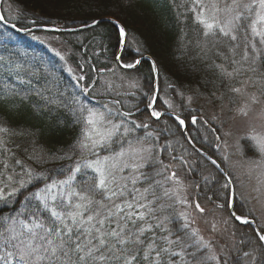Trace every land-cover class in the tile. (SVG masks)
<instances>
[{"label":"snow or ice","instance_id":"snow-or-ice-1","mask_svg":"<svg viewBox=\"0 0 264 264\" xmlns=\"http://www.w3.org/2000/svg\"><path fill=\"white\" fill-rule=\"evenodd\" d=\"M187 10L201 26L204 40L211 38L216 55L224 61L214 62L221 81L229 85L231 93L243 98L237 114L248 117L252 106L261 104L264 97V0H189ZM4 20L0 14V21ZM99 23L92 21L93 25ZM125 36V28L119 26L118 40L122 42ZM121 59L116 57L117 61ZM140 63L134 58L122 67L131 69ZM152 67L155 71V62ZM247 73L253 75L243 78ZM77 79L82 81L85 76ZM233 80L239 86L232 85ZM250 86L258 87L259 93H249ZM83 91L87 92V87ZM154 104L155 97L148 107L153 109L151 116L159 120L163 113L156 111ZM103 109L83 105L73 109L76 122L81 124L80 136L69 152L53 154V158L66 160L77 155L66 173L62 171L63 179L36 172L14 156L8 157L11 150L4 135L11 130L0 126V204L18 205L14 214L0 216V264H228L213 242L193 226L195 220L188 209L194 207L200 214L206 210L199 200L189 201L177 171L170 170L171 164L161 159L170 144L158 147L159 136L153 132L135 135L137 129L149 125L131 120L130 111L114 110L108 104ZM176 119L180 125L185 124L179 116ZM196 122L193 117L192 123ZM235 150L241 156L249 151L256 156L248 159L247 174L251 177L258 173V186L253 191L261 192L264 124L257 127L249 123L248 130L236 141ZM9 159L20 166L19 172ZM209 160L226 177L221 186L225 199L216 208L227 210L229 218L241 224L255 223L243 212L242 205H236L232 174L223 167L229 157L222 155L223 163L211 157ZM30 185L34 190L25 192ZM18 196L22 199L17 200ZM239 199H246L243 193ZM212 230H217L216 224ZM252 231L255 247L243 251L233 264H241V259L243 264H264V226ZM240 243L248 241L242 239Z\"/></svg>","mask_w":264,"mask_h":264},{"label":"trees","instance_id":"trees-1","mask_svg":"<svg viewBox=\"0 0 264 264\" xmlns=\"http://www.w3.org/2000/svg\"><path fill=\"white\" fill-rule=\"evenodd\" d=\"M188 6L189 0H2L0 12L4 22L21 30L41 25L71 28L109 18L118 21L126 31L121 47L118 29L109 21L75 32L25 33L0 22V57H3L0 60V126L11 130L4 135L11 150L8 157L14 156L36 172L63 179L62 171L66 173L77 155L66 160L53 158V154L69 152L80 136L81 124L76 122L73 109L83 105L104 110L103 105L108 104L114 110L130 111L131 120L149 125L147 129H137L135 135L153 132L159 136L158 147L170 144L161 159L175 166L193 184L186 188L190 202L207 201L208 196L224 202L226 193L221 191V186L225 179L215 166L187 142L175 118L164 114L159 120L154 119L148 107L154 74L145 56L155 62L157 69L158 96L154 109L181 117L196 149L220 161L215 134L218 128L208 127L205 123L210 122L203 121L202 117L192 123L194 115L203 109L194 103L199 104L203 97L212 103H232L236 95L218 76L214 62L224 61L216 55L211 38L204 40L202 28L194 22ZM117 56L122 59L117 61ZM134 58H141V63L131 69L122 67ZM81 75L85 76L82 81L77 79ZM251 75L247 73L243 78ZM230 83L239 86L236 80ZM84 87L87 92L83 91ZM163 98L169 100L171 107ZM114 100L121 103L113 104ZM251 153L247 152L246 156H253ZM39 155L45 158L37 160ZM172 156L177 160H172ZM9 163L14 165V160L9 159ZM14 166L17 172L21 170L19 165ZM30 190H34L31 185L25 192ZM236 205L238 208L242 205L243 212L260 227L245 200L237 199ZM17 207V204H0V216L14 214L13 209ZM224 212L229 216L227 210ZM230 221V247L227 254L223 253V259L233 264L243 251L255 247L252 243L255 235L251 225ZM193 226L197 227L195 223ZM242 239L248 243L241 244Z\"/></svg>","mask_w":264,"mask_h":264},{"label":"rangeland","instance_id":"rangeland-1","mask_svg":"<svg viewBox=\"0 0 264 264\" xmlns=\"http://www.w3.org/2000/svg\"><path fill=\"white\" fill-rule=\"evenodd\" d=\"M157 85V82H156ZM248 92H257L256 88L249 87ZM149 99L152 101L153 93L151 92ZM262 103L258 105H253L252 110L249 112L248 117H243L237 114V109L241 106L243 102V98L236 96L235 104L234 100L232 103L230 102H222V103H212L209 98L203 97V100L195 102L194 105L203 106V109L199 110L195 117H202L203 121H208L209 127L216 126L218 131H215L216 136H219L220 139L218 142V154L227 155L229 157V162L224 163V166L228 172L232 174V179L234 181L236 195L239 199L241 194L243 193L245 200L252 212L255 215L256 222H258L259 226H264V188H262L261 192H255L253 189L257 187L256 175L258 173H253L251 177L247 174V162L248 157H252L251 159H256V156L251 153L253 156H241L235 150L236 141L244 135V133L248 130L249 123L255 124L257 127L264 124V97L261 98ZM164 103L167 106L171 105L167 98H163ZM171 107V106H169ZM158 111V110H156ZM215 117L216 119H213ZM212 129V128H211ZM231 132L232 135L225 136V132ZM171 170H176L177 175L182 179L186 188L192 187V183H189L186 177L182 174L180 170H178L175 166L172 167ZM191 189V194H192ZM241 200V199H240ZM242 200V201H243ZM219 203V202H217ZM201 206L205 208V213L200 214L197 212L194 207L189 208L188 211L193 216L195 220V225L202 231V235L206 239H209L215 245L216 251L222 257L223 253L227 254V251L230 247L229 245V237L232 235V226L229 216L224 212V210L217 209L216 204H212L210 201H201ZM178 209L181 206H177ZM227 220V223L224 221ZM216 224V231L212 230V225Z\"/></svg>","mask_w":264,"mask_h":264},{"label":"water","instance_id":"water-1","mask_svg":"<svg viewBox=\"0 0 264 264\" xmlns=\"http://www.w3.org/2000/svg\"><path fill=\"white\" fill-rule=\"evenodd\" d=\"M0 3H1V0H0ZM0 14H1V12H0ZM98 21H100V22H103V21H109V22H112L116 27H117V29H119V26H121L119 23L117 24V23H114V21L115 20H113V19H109V18H101V19H99ZM0 22H2V23H4L5 25H7L8 27H10V28H12L13 30H15L16 32H18V33H25V32H28V31H35V30H46V31H52V32H75V31H80V30H82V29H86V28H89V27H93V26H95V25H93L92 24V22H90V23H87V24H85V25H82V26H78V27H71V28H60V27H57V26H51V25H41V26H35V27H32V28H30V29H26V30H21V29H18L17 27H13V25L12 24H9V23H5L4 21H0ZM57 29H59V30H57ZM125 39H126V36L124 37V38H122V43H121V47H123V45H124V43H125ZM120 53V51L117 53V55ZM144 58H146L147 60H149L150 61V63H151V66H153V60L149 57V56H145ZM138 59H141V58H138ZM153 68V67H152ZM153 74H154V89H153V97H155V102H156V99H157V96H158V89H157V87H156V83H155V81H156V78H157V70H153ZM152 111V108H149V112H151ZM166 115H169V116H171V117H173V118H175L176 119V116H178V115H176L175 113H173V112H164ZM154 119H156L155 117H153ZM181 118V117H180ZM182 119V118H181ZM177 120V119H176ZM178 121V120H177ZM179 122V121H178ZM185 130H186V124H184V125H182V132H183V135H184V137H185V139L187 140V142L189 143V144H191L192 146H193V144H192V142L187 138V135H186V132H185ZM194 147V146H193ZM195 148V147H194ZM199 152V151H198ZM203 157H205V158H207L208 160H209V155H207L206 153H203V152H199ZM221 173V175L226 179V177L224 176V174L222 173V172H220ZM236 222H238V221H236ZM252 227L255 229V228H257L256 226H255V223H253L252 224Z\"/></svg>","mask_w":264,"mask_h":264},{"label":"flooded vegetation","instance_id":"flooded-vegetation-1","mask_svg":"<svg viewBox=\"0 0 264 264\" xmlns=\"http://www.w3.org/2000/svg\"><path fill=\"white\" fill-rule=\"evenodd\" d=\"M254 88H256V90L259 92V88L258 87H254Z\"/></svg>","mask_w":264,"mask_h":264}]
</instances>
